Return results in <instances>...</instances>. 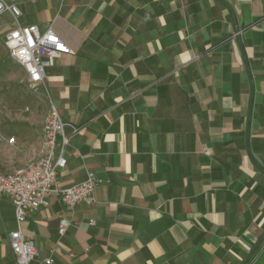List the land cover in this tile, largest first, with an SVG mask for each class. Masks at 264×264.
<instances>
[{"label": "crops", "instance_id": "obj_1", "mask_svg": "<svg viewBox=\"0 0 264 264\" xmlns=\"http://www.w3.org/2000/svg\"><path fill=\"white\" fill-rule=\"evenodd\" d=\"M5 1L3 32L53 22L72 48L41 84L71 139L58 182L103 180L94 205L51 192L29 214L34 263L59 244L51 264H264V0ZM42 128L17 125L2 167L38 156ZM15 228L0 195V264Z\"/></svg>", "mask_w": 264, "mask_h": 264}, {"label": "built area", "instance_id": "obj_2", "mask_svg": "<svg viewBox=\"0 0 264 264\" xmlns=\"http://www.w3.org/2000/svg\"><path fill=\"white\" fill-rule=\"evenodd\" d=\"M6 12L16 21L20 15L15 4L0 0V16ZM1 24L0 18V30ZM3 40L8 55L23 69L27 80L38 85L44 82L45 67L51 65L58 56L72 51L68 42L57 32L53 22L44 28L37 24L21 25L17 22L4 32ZM66 125L67 122L50 100L43 120L38 156L13 170L0 167V195L8 196L15 207L16 228L10 231L9 240L16 264H35L39 252L33 238L24 232L23 225L29 214L49 206L48 196L51 192H55L70 208L77 204L94 205L97 202L96 188L103 180L93 173H89L86 180L70 186H62L58 182V172L67 164L66 151L71 143L70 136L65 133ZM70 125L72 133L80 130L78 126ZM1 140L3 137L0 133ZM6 140L15 144L16 136L12 135ZM70 224L68 216L61 217L59 233L63 235ZM60 251L59 244L53 246L45 263L51 264L54 261L53 254Z\"/></svg>", "mask_w": 264, "mask_h": 264}, {"label": "rangeland", "instance_id": "obj_3", "mask_svg": "<svg viewBox=\"0 0 264 264\" xmlns=\"http://www.w3.org/2000/svg\"><path fill=\"white\" fill-rule=\"evenodd\" d=\"M0 30V167L1 160H10L16 153V144L6 140L16 135L14 128L25 122L44 120L50 104L46 91L30 83L21 67L10 58ZM6 138V139H5ZM5 169L4 167H2Z\"/></svg>", "mask_w": 264, "mask_h": 264}]
</instances>
